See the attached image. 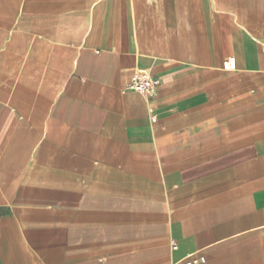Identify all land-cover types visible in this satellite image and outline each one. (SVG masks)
<instances>
[{
    "label": "crops",
    "instance_id": "1",
    "mask_svg": "<svg viewBox=\"0 0 264 264\" xmlns=\"http://www.w3.org/2000/svg\"><path fill=\"white\" fill-rule=\"evenodd\" d=\"M200 255L264 264V0H0V264Z\"/></svg>",
    "mask_w": 264,
    "mask_h": 264
},
{
    "label": "built area",
    "instance_id": "2",
    "mask_svg": "<svg viewBox=\"0 0 264 264\" xmlns=\"http://www.w3.org/2000/svg\"><path fill=\"white\" fill-rule=\"evenodd\" d=\"M223 68L232 70L236 68V59L234 57L228 58L223 63ZM160 85V80L147 72H139L132 81L128 84V89L138 92L146 97H151L155 94ZM154 120H156L154 118ZM174 249L178 246L175 242L172 243ZM207 261L205 256H188L175 264H202Z\"/></svg>",
    "mask_w": 264,
    "mask_h": 264
}]
</instances>
